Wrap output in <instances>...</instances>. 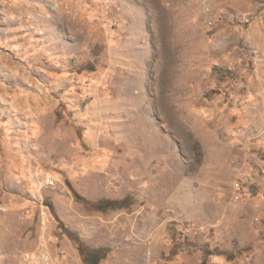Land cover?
Instances as JSON below:
<instances>
[{
  "label": "rangeland",
  "instance_id": "1",
  "mask_svg": "<svg viewBox=\"0 0 264 264\" xmlns=\"http://www.w3.org/2000/svg\"><path fill=\"white\" fill-rule=\"evenodd\" d=\"M39 252L264 264V0H0V264Z\"/></svg>",
  "mask_w": 264,
  "mask_h": 264
},
{
  "label": "built area",
  "instance_id": "2",
  "mask_svg": "<svg viewBox=\"0 0 264 264\" xmlns=\"http://www.w3.org/2000/svg\"><path fill=\"white\" fill-rule=\"evenodd\" d=\"M24 259L26 261H34L36 264H51L49 258L43 252H39L34 256L26 254Z\"/></svg>",
  "mask_w": 264,
  "mask_h": 264
},
{
  "label": "trees",
  "instance_id": "3",
  "mask_svg": "<svg viewBox=\"0 0 264 264\" xmlns=\"http://www.w3.org/2000/svg\"><path fill=\"white\" fill-rule=\"evenodd\" d=\"M111 204V203H110Z\"/></svg>",
  "mask_w": 264,
  "mask_h": 264
}]
</instances>
